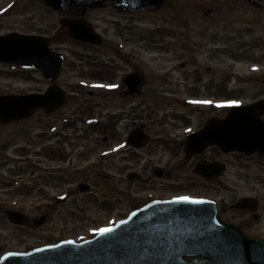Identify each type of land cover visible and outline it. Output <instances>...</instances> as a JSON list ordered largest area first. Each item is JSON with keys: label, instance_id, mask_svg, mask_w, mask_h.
I'll list each match as a JSON object with an SVG mask.
<instances>
[{"label": "rangeland", "instance_id": "obj_1", "mask_svg": "<svg viewBox=\"0 0 264 264\" xmlns=\"http://www.w3.org/2000/svg\"><path fill=\"white\" fill-rule=\"evenodd\" d=\"M253 4L260 5L257 7ZM64 17L77 18L73 14L50 8L43 0H0V34L17 32L48 38L50 48L64 54L67 61L69 60L65 80L70 83L81 82L84 87L93 90L97 87L103 88L99 85H106L95 80L107 78L109 59L111 66L119 61L120 57L128 54L130 47L141 49L144 56L136 59L144 62L147 70L156 76L161 75L160 70L164 69L162 60L168 58L162 48L170 50L168 55H174L172 49L175 44H178L179 49L194 47V53L192 50L190 52L194 60L184 70L195 76H203L207 87L202 89V92L209 91V94L200 92L199 96H196L185 91L176 95L146 93L145 124L149 130L161 128L158 119L164 117V109L170 115L181 111L170 105H165L161 110L156 104H174L177 101L194 104L193 101L210 100L213 101L210 105L218 109V105L225 101L235 100L239 101L238 104L246 105L264 99V0H166L164 6L154 12L123 13L112 6L90 9L83 18L89 21L104 39L102 47H88L71 40L67 30L60 24V19ZM120 49L124 51H118ZM179 54L185 55L186 52L180 50ZM183 61L188 63L186 57ZM173 65L181 66V61L173 60ZM82 70L91 72L98 78H83L80 81L76 71ZM18 72L21 78H0V94L43 92L46 84L40 74ZM178 73L183 75L182 71ZM180 83L184 88V80H180ZM202 84L203 80H200L195 86ZM129 104H121L118 100L110 101V105L115 108H110L111 112L116 113L118 119L130 120L126 125L124 121L121 122L122 127L116 132V138L120 134L119 131L124 134L123 129L131 128V113L134 110H130L132 107ZM125 106L128 107L127 112H123ZM110 122L115 125L112 116ZM33 127L34 123H23L8 131L7 128L4 130L12 137H20L23 129H26L27 133ZM165 129L167 133L170 127ZM148 133L154 142L148 143L141 152L146 154L142 164H146V178L152 179L150 183L165 184L153 175L158 168L180 170L174 172V182L171 186L162 185L157 191L172 194L188 191L186 194L190 193L193 197L213 199L222 205L227 221L249 225L247 229L251 235L264 238V160L240 153H220L216 155V159L226 163V172L215 181L204 182L193 177L192 163L188 164L182 148L173 154L162 156L159 149L157 151L158 144L154 139L158 133ZM169 134L170 131L167 136ZM130 154L133 156L134 153ZM127 168L134 167H128L120 156L111 158L110 188L101 186L97 189L99 195L94 198L78 196L79 202L74 197L66 204L52 206L48 224L33 232L34 238L29 244L37 246L62 239H87L98 234L96 229L115 225L116 217H112L116 214L115 210L130 209L127 206L131 201L126 199L125 194L130 189L136 193L141 188L150 187L148 183L129 186L126 180L121 181L122 175L125 177L121 170ZM107 196H110V218L107 216L99 219L98 209ZM243 197L257 198L260 202L259 210L254 214L230 210V206ZM104 208L109 212V206ZM255 217H258V220H255ZM9 230L14 232L11 226ZM19 235L20 233L18 238ZM12 240L13 238H10L7 243V250L24 247H16L19 243L17 240L11 242Z\"/></svg>", "mask_w": 264, "mask_h": 264}, {"label": "flooded vegetation", "instance_id": "obj_2", "mask_svg": "<svg viewBox=\"0 0 264 264\" xmlns=\"http://www.w3.org/2000/svg\"><path fill=\"white\" fill-rule=\"evenodd\" d=\"M253 5L258 7L260 4ZM89 10L86 8L83 16ZM91 10L95 9L91 8ZM103 42L104 39H102ZM103 45L86 44L85 46L102 47ZM173 47L174 55H168L170 50L162 48L168 58L162 60L164 69L160 70L161 75L158 76L147 70V65L144 62L136 59V57L144 56L141 49L130 47V52L120 57V60L112 63L111 66L109 59V75L106 79L95 80L100 81L101 84L115 85V87H97L95 90L84 87L81 82L70 83L65 80V71L69 67V60L67 61L65 57L59 79L55 82L44 79L46 87L43 92H30L48 94L52 89H56L58 94L62 93L65 96L62 106L52 111L50 106L37 109L27 119L11 123L0 122V257L10 251H16V248L7 250L10 238H13L11 242L17 240L16 242L19 244H16V247L24 246L22 251L31 250L34 246L29 243L34 238L33 232L48 224L52 206L66 204L74 197L79 202L78 196L94 198L99 195L97 189L101 186L110 188L111 158L120 156L128 167L131 165L134 167L121 170L125 174V177L122 175L121 181L126 180L129 186L133 184H149L150 186L141 188L136 193L130 189L125 194L126 199L131 201V204L127 206L130 209H116V214H120L118 216L115 214L112 217H116L117 221L125 219L138 208L153 201L173 200V197L179 194L193 196L190 193L186 194L188 191L177 192V194L157 191L162 185L171 186L170 184L174 182V172L180 170L158 168L153 172V175L165 184L150 183L152 179L146 178V164H142L146 154L141 152L147 145L137 149L131 147L130 144V136L137 132L146 134L150 138L149 143L154 141L148 132L158 133L154 139L158 144L157 151L159 149L162 156L167 153L173 154L182 148L188 164L192 163L193 177L201 181L212 182L198 175L196 168L199 164L215 162L226 167V163L216 159V155L226 154L216 147H208L201 154L193 157H188L185 151L187 137L199 132L212 118L224 119L227 115L225 108L219 106L217 109L210 104H191L178 101L174 104H156L160 106L161 110L165 105H170V107L181 111L170 115L164 109V117L158 119V125L161 127L159 130H149L145 124L147 117L146 93L176 95L185 91V93L199 96L202 89L207 87L203 76H195L184 70L194 60V56L190 55L191 50L194 53V47L179 49L178 44ZM180 50L186 52V56L180 55ZM108 52L110 53V45ZM185 57L188 63L183 61ZM173 60L181 61V66L174 67ZM21 70L14 66L0 64V78H21L22 76L18 75L20 73L18 71ZM178 71H182L183 75ZM28 72L39 74L35 70ZM72 72L74 73V71ZM76 72L80 81L83 78L88 80L98 78L97 75L84 70ZM180 80H184V88ZM200 80H203L202 86H195ZM202 93L209 94V91ZM4 95L10 94H0V96ZM116 100L124 105H128L130 102L129 105L132 107L130 110H134L131 113L133 116L131 128H122L124 134L119 131L118 138L115 137V134L121 129V122L124 121L123 123L126 125L125 123H130V120L118 119L116 113L111 112L110 108L114 107L110 105V101ZM127 108V106L123 107V112H127ZM110 116L115 121V125L110 122ZM23 123H34V127L27 133H25L26 129H23L20 137H12L7 134L10 128ZM169 123L174 125H169ZM168 126L170 127L169 136H167L168 132L165 133V127ZM5 128L7 131L4 130ZM161 135L165 137H161ZM20 139L22 142H19ZM117 140L118 142H115ZM131 152L134 153L133 156L130 154ZM211 155L213 157H210ZM52 191L54 192L52 193ZM104 200L98 209L99 219L107 218V216L110 218V196ZM105 206H109V212L104 208ZM219 207L222 218L228 223H233L224 218L225 212L222 205L219 204ZM230 210H233L232 205ZM255 220H258V217ZM40 221H42L41 224ZM37 224L40 226L37 227ZM235 224L247 235L255 237L248 231L249 225ZM10 226L14 229L13 233L9 230ZM18 233H20L19 238Z\"/></svg>", "mask_w": 264, "mask_h": 264}, {"label": "water", "instance_id": "obj_3", "mask_svg": "<svg viewBox=\"0 0 264 264\" xmlns=\"http://www.w3.org/2000/svg\"><path fill=\"white\" fill-rule=\"evenodd\" d=\"M165 0H44L59 11L83 14L86 6L112 4L121 11H156ZM70 37L89 44H100V37L82 20L62 19ZM0 62L39 70L49 80L61 74L63 58L52 52L43 36L11 33L0 36ZM134 78V77H132ZM65 96L52 89L45 95L0 97V122L29 118L37 108L62 106ZM264 100L230 109L223 119H211L204 130L186 142L188 157L210 146L225 153L241 152L264 159ZM142 134V133H141ZM140 132L130 143L142 147L149 140ZM224 167L201 163L196 172L214 179ZM153 202L119 222L113 231L82 242H61L0 259V264H264V240L244 235L236 226L225 224L216 204ZM258 202L242 199L233 209L257 210ZM206 255L202 260L187 258Z\"/></svg>", "mask_w": 264, "mask_h": 264}, {"label": "snow or ice", "instance_id": "obj_4", "mask_svg": "<svg viewBox=\"0 0 264 264\" xmlns=\"http://www.w3.org/2000/svg\"><path fill=\"white\" fill-rule=\"evenodd\" d=\"M100 87H115V85H99ZM193 103H203V104H211L213 101L205 100V101H193ZM239 101L231 100V101H225L219 104L218 106H224V104L227 105H235L238 104ZM169 203H189V204H203L205 201L201 198L189 196V195H178L173 197V200ZM135 215V213H133ZM121 223H124V221H121ZM114 229L112 227H103L96 229L95 231L98 232L100 235H104L106 233L112 232ZM14 255L13 253H8L7 256ZM7 257H0V259H6Z\"/></svg>", "mask_w": 264, "mask_h": 264}]
</instances>
